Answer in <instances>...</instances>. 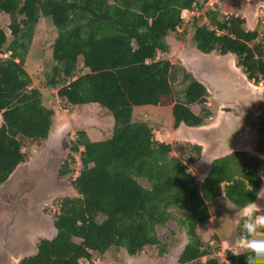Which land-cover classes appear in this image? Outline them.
<instances>
[{"label": "trees", "instance_id": "1", "mask_svg": "<svg viewBox=\"0 0 264 264\" xmlns=\"http://www.w3.org/2000/svg\"><path fill=\"white\" fill-rule=\"evenodd\" d=\"M245 3L229 0L226 5ZM197 4L199 0H0V12L9 16L7 30L0 27V184L28 160L25 147L39 148L47 139L59 115L53 90L71 111L98 104L114 121L99 141L78 131L70 143L79 154L76 176L71 177L72 155L58 168L74 194L56 202L55 234L39 238L35 251L17 264H95L94 254L113 249L129 256L163 255L169 243L158 226L168 227L172 239L185 235L179 264H219L197 228L209 219L208 203L222 194L223 183L232 205L253 204L262 183L260 165L248 162L246 153L230 152L211 160L198 184L187 166L199 158L201 146L192 145L183 161L171 154L169 143L155 139L148 120L132 118L133 108L142 105L172 106L175 127L197 128L212 116L206 86L191 76L178 99L174 66L160 56L170 51L167 37L183 25L181 11ZM209 16L214 28L194 19L183 34L191 32L200 53H231L250 79L263 78L264 44L258 31L247 30L239 15L221 17L213 11ZM41 17L51 19L57 36L37 87L26 61ZM242 229L240 221L226 239L228 264H264V235L256 236V249L236 245L258 234L248 225Z\"/></svg>", "mask_w": 264, "mask_h": 264}, {"label": "rangeland", "instance_id": "2", "mask_svg": "<svg viewBox=\"0 0 264 264\" xmlns=\"http://www.w3.org/2000/svg\"><path fill=\"white\" fill-rule=\"evenodd\" d=\"M228 1L199 0V4L193 5L191 9L182 10L180 17L183 19V25L179 27L176 33H172L167 37L170 46L169 53L160 55L168 58L174 66L175 81H172V83L178 92V99L183 98L182 91L191 76L199 79L206 86L210 96L208 107L212 111V116L206 119L204 123L209 134L204 137L197 133L196 127L190 128L185 125L175 127L172 106H135L132 112L133 120H148L154 128L155 139L169 143L172 146L171 154L179 156L183 161H186L188 155H191L192 145L201 146L199 158L187 166L188 171L196 178L198 184L205 178L211 160L230 154V152L246 153L249 155V158L246 159L248 162H255L260 165L262 183L258 193L259 197L257 196L255 202L244 208L235 207L225 198L223 183L222 194L208 203L209 219L197 228L202 241L211 245L212 253L210 256L218 258L219 264H228L226 250L229 242L226 239L236 229L237 225H240V221L242 222V230L248 225L256 230L258 234L249 239L243 237L236 245L245 244L251 249H256V236L259 234L264 235V192L261 195V189L264 190V154H260L261 144L264 140V123L260 117L264 119V107L260 105L263 101L257 93L258 88H261V86L259 84L253 86L252 83L248 85V93H245L247 96L240 104L243 108L244 105L251 104L248 101L253 102V111L249 113L253 116L254 110H256L258 113L256 116L260 120L245 119L243 116V120L240 119L238 122L240 124L239 127L237 126V136L234 133L233 139H229V144L226 140L218 139L219 135L217 134L222 131L221 128L227 123V119L220 118L223 102L214 98L213 86L209 78L206 79L204 72H206L211 61L218 64V66H215L222 67L225 65L224 60L227 59L228 63L231 62V59H218L216 55H219L216 53L215 55L200 53L191 39V32L183 34L184 28L190 26L194 19L201 25L204 24L209 28H214L209 15L210 12L217 11L221 17L237 14L240 17L243 16L245 28L247 30H258L259 37L264 40V22L258 21L256 14L259 13L260 18L264 20V5L259 6L254 12L247 13L245 10L240 11V9L232 8V5L227 6ZM256 23L257 25H255ZM8 24V14L0 12V27L7 30ZM56 36L57 30L51 19L41 17L34 27L26 61V70L32 77L33 86L41 87L38 81L42 76V72L50 64L51 48ZM228 55L234 58L233 60L236 62L234 55ZM236 67L238 66L236 65ZM184 70L187 71V74ZM217 83V80H214V87H217ZM262 83L264 85V81ZM53 92V99L59 115L54 116L47 139L39 148L35 145L25 147V150L30 153L28 160L18 165L8 180L0 184V223L2 220L4 223L6 221L11 222V218L16 216L18 217L17 220H14L16 224L13 223L11 229L13 234L15 232L20 233L18 235L20 239L17 238L16 233L12 237L15 240L14 236H16L18 242H20L17 248L4 246L0 242L3 245L0 246V264H17L21 257L31 254L32 251L34 252L35 243L39 238H51L55 234L53 214L56 209V202L64 196L74 194L69 178L58 176V168L65 161L70 162V155L75 158V161L70 164L73 169L71 177L76 176L79 166V154L71 151L70 143L77 139V133L80 130L85 132L90 141H99L110 133L114 124L112 116L102 110L98 104L84 105L73 112L59 100L55 94L56 90H53ZM223 95L226 97L224 93ZM241 125L243 128L240 127ZM245 132L252 135L253 143L248 142L251 141L252 137L243 139L244 135L242 133ZM143 184L146 185L144 182ZM260 198L261 202L258 203L257 201ZM171 211L175 216H180L176 211ZM157 232L169 243L166 254L149 256L142 252L136 256H129L123 249L119 251L113 249L105 255L94 254L93 263L179 264L177 261L178 254L186 242L183 232L181 236L174 239L170 237L168 227L158 226ZM216 246H218L217 250L214 248ZM82 263L88 264L86 261H82ZM186 264H199V262H188Z\"/></svg>", "mask_w": 264, "mask_h": 264}, {"label": "flooded vegetation", "instance_id": "3", "mask_svg": "<svg viewBox=\"0 0 264 264\" xmlns=\"http://www.w3.org/2000/svg\"><path fill=\"white\" fill-rule=\"evenodd\" d=\"M262 5H264V0H259V1H257V0H246L245 7L241 6V7H238L237 9H240V11L245 10L247 13H250V8L253 7V12H254L255 9L257 10V8L259 6H262ZM256 14H257V20L260 22H264V20L262 18H260L259 13H256ZM238 15L239 14H237L235 16H238ZM242 18H244V17L242 16ZM258 21H257V23H258ZM257 23L255 25H257ZM262 41L264 44V40H262ZM229 54H231V53H229ZM218 55L220 56L221 54H218ZM224 55H226V54H224ZM231 55L233 56V54H231ZM226 60H224L225 65L222 67H217L218 64L216 62H215L216 64H214L210 60L211 62H209L206 72H204V71L203 72L206 76V79L209 78V81L211 82V84L213 86L212 91L214 92V98L217 99V101L223 102V105L221 106L222 110H220L222 112L220 118L222 117L224 119H227L226 120L227 123L225 122L226 124L221 128L222 131L217 134V135H219L218 139L226 140V142L229 144L230 143L229 139H231V138L233 139L234 135L237 136L236 132H237V128L239 127L238 125L240 124L238 122L240 119L243 120V116L245 117V119H258V120H260V118H262V120H263L262 122L264 123L263 117L259 118L258 116H256V115H258L256 110H254L253 116L250 115L249 112L253 111V107H252L253 102L248 101V103H251V104L250 105L248 104V106L244 105L245 107H243V108L240 106L242 100H244V98L247 96V94H245V93H248V85H250L252 83L253 86H256L258 84L261 86V88H258L257 93L259 94V96L258 95L257 96L263 101L260 103V105H262V107H264V85L262 83L264 81V77L263 78L261 77L258 81H255L254 79H250L248 72H245L241 65H239L238 63L236 64V62H237L236 57H235L236 62L233 60L232 65H229ZM215 65H217V66H215ZM236 65L239 67V70H238V67H236ZM234 69H236L237 71H235ZM202 76L205 77L204 75H202ZM214 80L215 81L217 80V82H218L217 87H214V85H213ZM246 85H247V87H246ZM215 86H216V83H215ZM223 93L226 95V97H224ZM253 106H254V104H253ZM217 121H219V120H217ZM240 127H242V125ZM197 130H198L197 133H200L204 137L207 136V134H209L205 125L203 127L201 126V127L197 128ZM242 135H244L243 139H245V138L250 139L252 137V135H250L247 132L242 133ZM253 141H254V139L252 137L251 141H248V142L253 143ZM260 154H264V140H263V143L261 144ZM13 218H15V219H13ZM17 218L18 217L13 216L11 218V220L13 219L11 223H9L10 221L9 222L6 221V223H4L3 220L0 223V242L4 246L8 245L10 247L11 246L13 247V245H12L13 241H14V239L12 238L13 235L15 233H16V236L20 235V233H18V232H15L13 234L12 229H11L12 224L13 223L16 224V221H14V220H17ZM16 236H14L15 239H16ZM9 240H11V241H9ZM1 243H0V246H3ZM34 251H35V248H34ZM32 253H33V251H32Z\"/></svg>", "mask_w": 264, "mask_h": 264}, {"label": "crops", "instance_id": "4", "mask_svg": "<svg viewBox=\"0 0 264 264\" xmlns=\"http://www.w3.org/2000/svg\"><path fill=\"white\" fill-rule=\"evenodd\" d=\"M216 58H218V59H221V58H228V60L231 59V60H230L231 62H228V64H229V65H230V64L232 65L233 58H232L231 56H229L228 54H227V55L216 56ZM233 65H234V64H233ZM200 127H201V126H200ZM202 127H203V126H202ZM197 128H199V127H197ZM261 194L263 195V192H262ZM263 196H264V195H263ZM258 197H259V196H258ZM257 202L260 203V202H261V198L258 199ZM17 238L20 239V236H19V237L17 236ZM17 238L13 241V244H12V245H13L14 247H16V248L19 247V244H20V242H18V239H17Z\"/></svg>", "mask_w": 264, "mask_h": 264}, {"label": "water", "instance_id": "5", "mask_svg": "<svg viewBox=\"0 0 264 264\" xmlns=\"http://www.w3.org/2000/svg\"><path fill=\"white\" fill-rule=\"evenodd\" d=\"M261 190H262V192H264V190H263V189H261ZM262 192H261V193H262ZM261 195H262V194H261Z\"/></svg>", "mask_w": 264, "mask_h": 264}, {"label": "built area", "instance_id": "6", "mask_svg": "<svg viewBox=\"0 0 264 264\" xmlns=\"http://www.w3.org/2000/svg\"><path fill=\"white\" fill-rule=\"evenodd\" d=\"M0 56H2V54H0Z\"/></svg>", "mask_w": 264, "mask_h": 264}, {"label": "bare ground", "instance_id": "7", "mask_svg": "<svg viewBox=\"0 0 264 264\" xmlns=\"http://www.w3.org/2000/svg\"><path fill=\"white\" fill-rule=\"evenodd\" d=\"M190 129V128H189ZM261 197V196H260Z\"/></svg>", "mask_w": 264, "mask_h": 264}]
</instances>
